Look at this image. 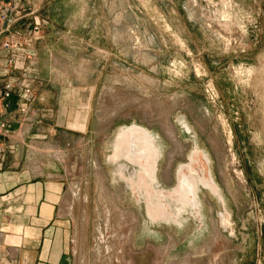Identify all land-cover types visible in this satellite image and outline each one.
<instances>
[{
    "label": "rangeland",
    "instance_id": "obj_1",
    "mask_svg": "<svg viewBox=\"0 0 264 264\" xmlns=\"http://www.w3.org/2000/svg\"><path fill=\"white\" fill-rule=\"evenodd\" d=\"M47 45L51 90L93 92L73 264H264V0H0V74Z\"/></svg>",
    "mask_w": 264,
    "mask_h": 264
},
{
    "label": "crops",
    "instance_id": "obj_2",
    "mask_svg": "<svg viewBox=\"0 0 264 264\" xmlns=\"http://www.w3.org/2000/svg\"><path fill=\"white\" fill-rule=\"evenodd\" d=\"M35 55L28 74H0V97L7 83L14 84L10 100L0 102V125L8 129L5 146L12 147L0 151V264H73L69 138L84 134L77 128L87 129L93 92L84 108L69 104L73 90H51L50 47ZM27 84L33 89L29 102L19 98ZM63 113L61 124L57 115ZM57 130L67 135L62 143L55 140Z\"/></svg>",
    "mask_w": 264,
    "mask_h": 264
},
{
    "label": "built area",
    "instance_id": "obj_3",
    "mask_svg": "<svg viewBox=\"0 0 264 264\" xmlns=\"http://www.w3.org/2000/svg\"><path fill=\"white\" fill-rule=\"evenodd\" d=\"M36 32V31H35ZM38 34V32H36ZM4 48L7 51H11L13 54L17 53L20 51V45L18 44H10V43H5ZM8 64L16 67V59L15 56H11V58L8 60ZM14 92V84L13 83H7L4 88V92L0 97V102L2 100H10V97L12 96ZM19 98L26 100V101H31L33 98V89L31 85H23L21 87L20 93H19ZM1 107V106H0ZM8 136V129L6 123H2L0 125V151L2 149L8 148L12 149V147H6L5 146V138Z\"/></svg>",
    "mask_w": 264,
    "mask_h": 264
},
{
    "label": "bare ground",
    "instance_id": "obj_4",
    "mask_svg": "<svg viewBox=\"0 0 264 264\" xmlns=\"http://www.w3.org/2000/svg\"><path fill=\"white\" fill-rule=\"evenodd\" d=\"M173 137H176V136H173ZM127 154H128V158L130 160H135L138 156H140L142 158H146V154L143 151H140L138 149L134 140H132V142L130 143ZM124 155H125V153H124Z\"/></svg>",
    "mask_w": 264,
    "mask_h": 264
},
{
    "label": "flooded vegetation",
    "instance_id": "obj_5",
    "mask_svg": "<svg viewBox=\"0 0 264 264\" xmlns=\"http://www.w3.org/2000/svg\"><path fill=\"white\" fill-rule=\"evenodd\" d=\"M183 186L186 187L185 192H186L187 197L195 199V190L193 187L189 185V182L187 180H184Z\"/></svg>",
    "mask_w": 264,
    "mask_h": 264
}]
</instances>
